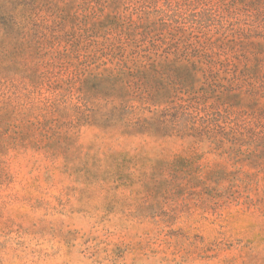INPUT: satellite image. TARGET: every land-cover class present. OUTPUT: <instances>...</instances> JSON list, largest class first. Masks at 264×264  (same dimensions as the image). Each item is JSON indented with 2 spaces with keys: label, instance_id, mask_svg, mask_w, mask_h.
Instances as JSON below:
<instances>
[{
  "label": "rangeland",
  "instance_id": "1",
  "mask_svg": "<svg viewBox=\"0 0 264 264\" xmlns=\"http://www.w3.org/2000/svg\"><path fill=\"white\" fill-rule=\"evenodd\" d=\"M0 264H264V0H0Z\"/></svg>",
  "mask_w": 264,
  "mask_h": 264
}]
</instances>
